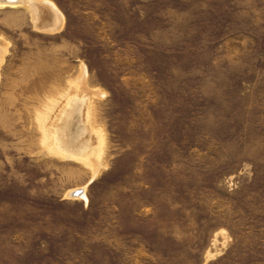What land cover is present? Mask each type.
I'll return each instance as SVG.
<instances>
[{"label": "rangeland", "instance_id": "1", "mask_svg": "<svg viewBox=\"0 0 264 264\" xmlns=\"http://www.w3.org/2000/svg\"><path fill=\"white\" fill-rule=\"evenodd\" d=\"M0 264H264V0H0Z\"/></svg>", "mask_w": 264, "mask_h": 264}, {"label": "bare ground", "instance_id": "2", "mask_svg": "<svg viewBox=\"0 0 264 264\" xmlns=\"http://www.w3.org/2000/svg\"><path fill=\"white\" fill-rule=\"evenodd\" d=\"M2 1H8L9 3L16 2V0ZM44 4H46L50 9H52V11L55 12L56 9L54 10L52 7L53 5L51 6L49 2L45 1ZM55 15L57 16V13H55ZM79 107L80 105L78 103L73 104L71 109L65 114V120L61 127L60 142L67 147L71 146V144L80 137L82 132L80 127L81 125H79L80 118H78Z\"/></svg>", "mask_w": 264, "mask_h": 264}, {"label": "water", "instance_id": "3", "mask_svg": "<svg viewBox=\"0 0 264 264\" xmlns=\"http://www.w3.org/2000/svg\"><path fill=\"white\" fill-rule=\"evenodd\" d=\"M35 9H37V12H38V15L40 14L41 16V21H40V23H39V26H40V28H44V26H46V24H47V22L48 21H45L44 19H45V16L47 15L46 14V11L43 9H41V8H38V7H36V5H34V4H31ZM45 15V16H44ZM81 194V191H80V189H76V190H74L72 193H71V197H77V196H79ZM69 196H70V194H69Z\"/></svg>", "mask_w": 264, "mask_h": 264}]
</instances>
